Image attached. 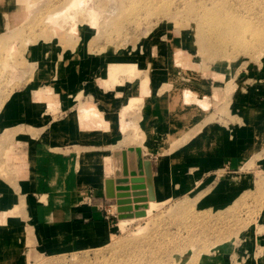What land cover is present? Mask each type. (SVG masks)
<instances>
[{"label":"crops","instance_id":"1","mask_svg":"<svg viewBox=\"0 0 264 264\" xmlns=\"http://www.w3.org/2000/svg\"><path fill=\"white\" fill-rule=\"evenodd\" d=\"M24 12L17 0H0V264L88 251L112 236L122 221L119 186L108 199L106 182L116 179L118 151L140 148L151 162L157 205L201 197L204 210L228 208L259 188L262 67L248 80L229 81V70L218 72L223 81L199 71L185 80L168 74L166 46L158 45L146 57L121 52L104 46L99 31L88 25H80L73 36L63 31V40L35 41L19 20ZM11 46L15 51L7 60ZM118 64H136L141 75L121 74L110 81V68ZM145 74L148 95L141 93ZM135 98L142 102L124 120ZM124 121L136 124L142 141L123 144ZM127 179L123 187L133 195V178ZM222 199L228 202L219 204ZM147 218H135L129 226L145 225Z\"/></svg>","mask_w":264,"mask_h":264},{"label":"rangeland","instance_id":"2","mask_svg":"<svg viewBox=\"0 0 264 264\" xmlns=\"http://www.w3.org/2000/svg\"><path fill=\"white\" fill-rule=\"evenodd\" d=\"M73 1L17 0L26 12L19 20L25 21L35 41L53 37L63 40V31L68 29V35H76L80 25H87V10L95 8L100 13L95 31H99L98 38L101 37L104 46L117 47L121 52H139L143 57L150 56L158 45L166 46L168 60L177 64L174 67L168 62L167 72L172 71L177 78L189 80L199 71V76L208 74L215 81H223L224 74L218 72L229 70V81H240L248 80L257 68L264 69V0H215L217 5L213 0H79V6L65 21L60 19L56 26L48 22L50 16L64 11ZM212 9L238 15L241 21L234 24L235 29L241 31L251 23L257 34L246 32L240 43L219 38V33L227 32L222 27L214 29L208 21ZM3 42L0 39V44ZM13 54L8 53L7 60ZM0 56L3 59L4 54ZM3 63L10 67L7 61ZM134 65L127 72L117 73L113 81L121 74L129 79L141 75ZM149 81L145 74L142 95L150 93ZM231 90L229 86L227 92ZM187 97L192 99L190 93ZM141 102V98L130 101L122 116L124 120L127 113L138 110ZM201 104L207 109V103ZM122 132L123 144L142 141L135 123L124 121ZM222 190L220 186L218 191ZM200 198H184L168 205V201H158L160 204L143 220L145 225L140 221L119 226L95 249L31 255L26 264H263L264 174L259 188L228 208L204 210L199 204ZM227 202L228 199H222L219 204Z\"/></svg>","mask_w":264,"mask_h":264},{"label":"water","instance_id":"3","mask_svg":"<svg viewBox=\"0 0 264 264\" xmlns=\"http://www.w3.org/2000/svg\"><path fill=\"white\" fill-rule=\"evenodd\" d=\"M114 168L116 179L106 182V190L107 198L111 199L114 198V185L119 186L116 189L119 192L116 195L118 199V218L120 220L145 218L147 216V210L150 208L148 202H154L156 200L151 185V162L144 160L143 152L140 148H129L126 151L114 153ZM129 175L133 178L131 181V184L134 185L131 189L134 192L133 195L127 193L130 192V189L123 187V185L129 184L127 179ZM144 176H146V179H144ZM145 182L148 184L147 187L138 185L144 184ZM146 189L149 190L148 194L144 191ZM131 197L134 199H130ZM132 204H136V206L132 207ZM134 210L136 213H133Z\"/></svg>","mask_w":264,"mask_h":264},{"label":"bare ground","instance_id":"4","mask_svg":"<svg viewBox=\"0 0 264 264\" xmlns=\"http://www.w3.org/2000/svg\"><path fill=\"white\" fill-rule=\"evenodd\" d=\"M213 2H214V5L218 4V2L215 0H213ZM78 6H79V0L73 1V3L69 7H67L64 11L50 16V18L48 19V22H50L54 26L58 25V22L60 21V19H63L65 21L67 19V17L69 16L70 12L75 10ZM216 9H212L210 11V13H208V21L211 22V25L214 27V29H217L218 27H222L226 30L225 31V32H227L226 34H224V33L218 34L219 38H221V39L226 38V40L229 39L230 40L229 43H235V42L240 43V38L243 37V35L246 32L251 31L254 34H257L256 32H258V31L255 29L254 26L251 25V23L246 24L245 27L241 31L236 30L234 24L235 23L238 24V22L241 21V18L238 15L232 14V13L227 12V11L221 12L220 10L219 11L217 10V12H216ZM85 16H86V19H85L86 24L91 26L92 29L96 30L97 25H98V21H99V17H100V13H98L95 8H90L87 10V14H85ZM73 18H75V17H73ZM85 21H84V23H85ZM226 40H224V41H226ZM246 45L249 46L250 44L249 45L245 44V46ZM14 51H15V48L11 47L8 53L12 54ZM134 66H135L134 64H118V65L111 66V68H110V79H112L119 72H127L130 69H133ZM113 80H115V79H112V81ZM118 152H121V151H118ZM154 202H156V200ZM154 202L149 203L150 208L147 210V216L146 217H148L151 214V212H153L155 210L154 208L157 206V204H154ZM135 221H136L135 219L122 220L120 222V224H118V225L123 226L125 224H130V223H133Z\"/></svg>","mask_w":264,"mask_h":264}]
</instances>
